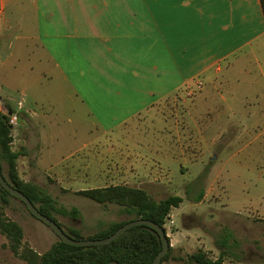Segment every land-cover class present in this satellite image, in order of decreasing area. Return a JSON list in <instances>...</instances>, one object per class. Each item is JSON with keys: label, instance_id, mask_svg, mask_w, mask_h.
<instances>
[{"label": "rangeland", "instance_id": "1", "mask_svg": "<svg viewBox=\"0 0 264 264\" xmlns=\"http://www.w3.org/2000/svg\"><path fill=\"white\" fill-rule=\"evenodd\" d=\"M5 1L3 10L0 0V26L5 18L17 17L18 20L26 14L25 29L13 22L8 32L11 38L2 47L9 52L8 43L12 41L14 51L18 52L20 43L15 38L33 24L32 13L25 10L30 1L19 0L25 13L18 14L13 12L12 4ZM32 52L35 51H30L29 56L35 62L36 55ZM20 64L22 68L12 69L11 62L0 72L1 96L16 106L21 99L23 77L29 74L37 78L49 71L37 67L26 71V60ZM254 68L260 73L258 67ZM11 73L15 81L10 79ZM41 79V84L29 91L44 131L40 136L42 152L51 163L84 160L100 143L102 147L105 145L103 150L110 145L116 149L104 161L99 158L93 161L91 168L97 175L90 181L83 175L61 176L60 180H55L58 177L49 179L42 173L32 175L28 167L20 164L21 160L18 162L22 178L45 189L59 208L79 209L80 216L76 219L54 213L53 217L64 229H78L88 238L110 224L130 221L133 217L124 214L122 207L100 205L76 194L81 190L127 184L146 190L156 201L170 196L183 199L182 204L172 210L165 225L173 258L162 264H186L189 255L199 251L216 260L222 253L226 254L224 264H264V116L260 115L264 109L263 99L257 100L254 94L244 90L246 86L238 83H224L218 86L219 93L212 92L211 86L200 79L202 90L198 85L199 88H189L158 103L152 113L141 115L125 129L105 137L60 75L54 73L53 77ZM207 95L213 99H204ZM137 127L142 129L140 133L125 134L129 128ZM151 128L163 131L148 132ZM13 135L18 140L19 131ZM148 143H160L166 148L172 145L166 151L172 157L158 169L159 177L165 170L171 181L147 182L142 178L141 167L135 168L138 173L135 181H120V146L144 148ZM17 146L18 143L13 142L12 148ZM1 166L3 174L8 176L7 164L2 162ZM0 210L23 228L24 244L39 254L47 252L59 240L18 199L8 198L7 205L0 200ZM7 245V238L0 232V264H26Z\"/></svg>", "mask_w": 264, "mask_h": 264}, {"label": "crops", "instance_id": "2", "mask_svg": "<svg viewBox=\"0 0 264 264\" xmlns=\"http://www.w3.org/2000/svg\"><path fill=\"white\" fill-rule=\"evenodd\" d=\"M29 1L25 9L19 0H8L15 14L24 9L31 12L33 24L15 38L20 43L18 52L12 41L7 52L2 47L11 38L8 32L12 23L16 21L25 29L26 14L22 13L24 17L18 20L3 19L0 72L11 62L12 69H19L22 60L28 64L26 71L36 67L49 70L37 78L26 74L21 81V99L25 103L19 113L18 130L13 132L19 131L18 140L13 135L14 144L18 143L13 151L23 153L20 164L28 167L32 175L58 177L55 180L83 175L90 181L97 175L91 168L93 161H104L115 149L110 145L103 150L105 145L100 143L84 160L50 162L42 152L40 136L44 131L29 89L54 73L69 84L105 137L125 129L141 115L152 113L158 103L189 88H199V84L202 90L206 82L212 92L218 93V86L224 83L242 84L257 100H264V14L260 0ZM1 2L4 10L6 1ZM30 51H35V62ZM9 77L16 80L12 73ZM204 99L213 97L207 95ZM4 101L18 111V104L3 98L0 90L3 105ZM261 113L264 116V109ZM141 130L129 128L125 134ZM134 147L120 146V181H135L136 167L143 169L142 178L147 182L169 180V173L163 170L159 177L158 169L172 157L166 152L172 145L166 148L160 143H148L144 148Z\"/></svg>", "mask_w": 264, "mask_h": 264}, {"label": "trees", "instance_id": "3", "mask_svg": "<svg viewBox=\"0 0 264 264\" xmlns=\"http://www.w3.org/2000/svg\"><path fill=\"white\" fill-rule=\"evenodd\" d=\"M260 2L264 14V0ZM4 102L8 111L15 114L16 110L13 106L8 101ZM9 121V117L0 112V163L5 162L8 166V176L4 175L5 179L13 188L25 194L42 214L54 220L67 235L76 240L105 239L128 222L141 219L155 222L163 227L167 234L165 228L167 220L172 210L182 204L183 199L179 196H170L156 201L146 190L128 185L81 190L76 194L100 205H118L122 207L124 214L133 217L130 221L110 224L88 238H84L78 229H64L62 224L53 217L54 213L76 219L80 216L79 209L59 208L57 201L45 189L37 184L26 182L20 176L18 162L24 155L13 151L14 128ZM8 198L15 197L0 185V200L7 205ZM20 202L26 207L25 203ZM0 232L7 238V247L10 251L26 264H154L163 250L161 238L156 231L146 226H138L127 230L118 239L103 246L75 247L59 239L47 252L39 254L24 244L23 228L17 222L10 220L3 210H0ZM225 256L226 254L222 253L216 260L209 257L207 253L199 251L189 255L186 264H224ZM171 258H173V248L170 242V250L162 263Z\"/></svg>", "mask_w": 264, "mask_h": 264}, {"label": "water", "instance_id": "4", "mask_svg": "<svg viewBox=\"0 0 264 264\" xmlns=\"http://www.w3.org/2000/svg\"><path fill=\"white\" fill-rule=\"evenodd\" d=\"M0 185L6 189L13 197L16 199L22 201L25 203L26 208L28 211L38 220L43 222L45 225H47L56 235L57 237L63 241L64 243L75 246V247H92V246H103L106 244H110L116 239H118L122 234H124L127 230H130L132 228L138 227V226H146L151 228L152 230L156 231L162 241L163 250L161 253L157 256L154 264H162L163 258L168 254L170 250V242L168 239V236L166 234V231L163 227L156 224L153 221L149 220H133L131 222H128L123 227L118 229L116 233H114L112 236L105 238V239H99V240H92V239H85V240H76L69 235L65 233V231L51 218L48 216L42 214L39 209L32 203V201L22 192L16 190L13 188L8 181L5 179L2 166L0 163Z\"/></svg>", "mask_w": 264, "mask_h": 264}, {"label": "built area", "instance_id": "5", "mask_svg": "<svg viewBox=\"0 0 264 264\" xmlns=\"http://www.w3.org/2000/svg\"><path fill=\"white\" fill-rule=\"evenodd\" d=\"M199 86L201 88L200 84ZM24 103H25L24 99H21L18 103V111H16V113L13 114V113H10L7 107L5 105L3 106L2 103L0 102V112L9 117V120H10L9 123L14 129L19 126V113L23 109Z\"/></svg>", "mask_w": 264, "mask_h": 264}]
</instances>
